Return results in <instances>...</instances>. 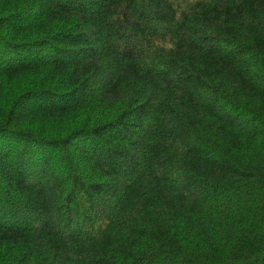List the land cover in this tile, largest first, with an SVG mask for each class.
I'll return each instance as SVG.
<instances>
[{"label": "trees", "instance_id": "trees-1", "mask_svg": "<svg viewBox=\"0 0 264 264\" xmlns=\"http://www.w3.org/2000/svg\"><path fill=\"white\" fill-rule=\"evenodd\" d=\"M0 264H264V0H0Z\"/></svg>", "mask_w": 264, "mask_h": 264}]
</instances>
